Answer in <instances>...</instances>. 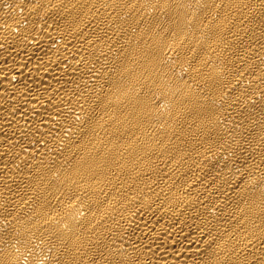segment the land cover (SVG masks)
Wrapping results in <instances>:
<instances>
[{
  "label": "bare ground",
  "instance_id": "6f19581e",
  "mask_svg": "<svg viewBox=\"0 0 264 264\" xmlns=\"http://www.w3.org/2000/svg\"><path fill=\"white\" fill-rule=\"evenodd\" d=\"M0 264H264V0H0Z\"/></svg>",
  "mask_w": 264,
  "mask_h": 264
}]
</instances>
